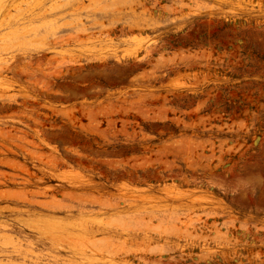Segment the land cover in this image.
<instances>
[{
	"label": "rangeland",
	"instance_id": "374dc122",
	"mask_svg": "<svg viewBox=\"0 0 264 264\" xmlns=\"http://www.w3.org/2000/svg\"><path fill=\"white\" fill-rule=\"evenodd\" d=\"M0 264H264V0H3Z\"/></svg>",
	"mask_w": 264,
	"mask_h": 264
},
{
	"label": "bare ground",
	"instance_id": "6f19581e",
	"mask_svg": "<svg viewBox=\"0 0 264 264\" xmlns=\"http://www.w3.org/2000/svg\"><path fill=\"white\" fill-rule=\"evenodd\" d=\"M2 2H3V0H0V7L2 6Z\"/></svg>",
	"mask_w": 264,
	"mask_h": 264
},
{
	"label": "clouds",
	"instance_id": "9594fccd",
	"mask_svg": "<svg viewBox=\"0 0 264 264\" xmlns=\"http://www.w3.org/2000/svg\"><path fill=\"white\" fill-rule=\"evenodd\" d=\"M233 193V192H232ZM238 193H240V192H235V193H233V194H238Z\"/></svg>",
	"mask_w": 264,
	"mask_h": 264
}]
</instances>
